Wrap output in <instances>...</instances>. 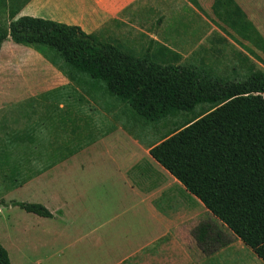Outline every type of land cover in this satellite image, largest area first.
<instances>
[{
    "label": "crops",
    "instance_id": "obj_1",
    "mask_svg": "<svg viewBox=\"0 0 264 264\" xmlns=\"http://www.w3.org/2000/svg\"><path fill=\"white\" fill-rule=\"evenodd\" d=\"M233 1L259 30L264 0ZM213 2L13 0L1 6L0 24L31 16L78 26L136 58L191 65L220 76L212 69L226 62V50L245 65L251 52L241 56L242 40L215 17ZM121 110L112 96L90 81L69 79L34 48L9 37L2 42L0 151H12L14 172L24 174L15 188L38 193L37 201L53 215L27 212L37 221L26 225V241L36 246L50 238L60 242L56 250L49 245V251L45 242L43 256L31 264H46L54 256L58 262L48 264L263 262L236 237L235 243L252 253L238 252L234 242L211 255L202 253L192 230L213 216L151 157L149 149L166 134L158 136L153 128L147 132L154 138H137L115 122ZM101 122L110 126L102 130ZM40 226L47 231L35 237Z\"/></svg>",
    "mask_w": 264,
    "mask_h": 264
},
{
    "label": "trees",
    "instance_id": "obj_2",
    "mask_svg": "<svg viewBox=\"0 0 264 264\" xmlns=\"http://www.w3.org/2000/svg\"><path fill=\"white\" fill-rule=\"evenodd\" d=\"M211 9L264 64V37L241 8L233 0H214ZM8 37L34 48L69 79L90 81L100 93L127 104L135 121L139 117L157 122L199 103L208 104L205 112L166 134L149 153L213 216L192 230L204 255L228 245L233 236L264 262L263 70L250 65L248 75L240 80L191 65H162L97 41L78 26L31 16L0 24V47ZM10 205L53 216L41 203ZM0 264H10L1 242Z\"/></svg>",
    "mask_w": 264,
    "mask_h": 264
},
{
    "label": "rangeland",
    "instance_id": "obj_3",
    "mask_svg": "<svg viewBox=\"0 0 264 264\" xmlns=\"http://www.w3.org/2000/svg\"><path fill=\"white\" fill-rule=\"evenodd\" d=\"M5 3L10 5L13 4V0H0V9L1 6ZM259 30L264 34V22H258ZM245 48L246 46L249 48L251 45L242 40L241 41ZM242 47V46H240ZM244 47H242L241 56L248 52ZM256 52L257 50L253 48ZM228 54H226V62H221L218 66L213 68L212 73H216L220 76H229L226 79L238 78L243 80L249 73L247 69V65L252 64L255 69H260L264 71V64L255 59L254 56L251 55V59L248 58L247 64H240L239 60L231 54L229 50H226ZM261 55V54H260ZM243 57V56H242ZM220 58L222 56L220 55ZM234 65L235 70L231 72V68ZM234 77H233V76ZM104 95L106 93H103ZM108 95V94H106ZM108 97H111V95ZM113 98V96H112ZM115 104L119 105V108L122 107V110L118 112L117 117H115V122H118L130 129L137 138L144 141V139L154 138L152 133H148L147 129H155L157 130V135L159 134H168L169 132L176 130L180 126H182L185 122L193 120L195 117L199 116L203 112L208 109V104L199 103L195 105V107L190 111H179L172 116H167L166 118L157 121V122H144L143 119L139 118L135 121V118L132 117V110L129 108L127 104L119 103L115 101ZM131 115V116H130ZM110 126V123H102L100 124V128L102 130L107 129ZM0 151V242L2 246L7 250L11 264H31L40 258L42 255V246L45 242H47L46 248L49 245H54L53 249H57L59 245V241L56 238H50L49 240H43V244L41 242L39 246L34 244V240L29 244L26 241V225L32 224V222L37 221L35 218L33 219V214L27 213L25 210L21 209L19 206H12L10 203L12 201H21V202H33L40 203L38 193L34 191H30L27 187L23 188H15L19 184H21V180L24 178V174L19 172L16 168L15 172L13 169V152L8 150L2 152L1 156ZM137 170H134L135 172ZM12 188L9 192L3 190ZM4 203V204H1ZM18 221V226L14 225V222ZM52 221V220H51ZM14 226V227H13ZM47 231L46 227H39L37 231H34L35 237L37 234L42 235ZM230 245L234 242L233 247L238 250V252L243 255L246 254V251H249L248 248H245L242 244L235 243V237L230 236ZM39 240V239H38ZM227 245V246H228ZM248 249V250H247ZM49 251V248L47 249ZM225 254V253H224ZM48 254H45V256ZM226 259V258H225ZM215 260L211 261L210 264H216ZM245 261L249 262L248 264H256L250 260L249 258L245 259ZM243 264H246V262ZM49 262H58V257L54 256V258L47 260ZM226 264V263H225ZM257 264H264L263 262L258 261Z\"/></svg>",
    "mask_w": 264,
    "mask_h": 264
}]
</instances>
